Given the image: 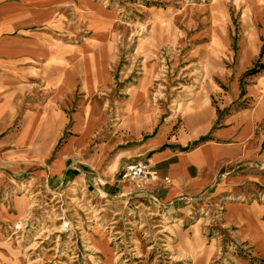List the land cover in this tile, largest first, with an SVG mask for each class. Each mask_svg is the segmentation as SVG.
<instances>
[{
  "label": "crops",
  "instance_id": "1",
  "mask_svg": "<svg viewBox=\"0 0 264 264\" xmlns=\"http://www.w3.org/2000/svg\"><path fill=\"white\" fill-rule=\"evenodd\" d=\"M69 1L0 0V264H13L5 231L25 218L33 226H57L61 220L72 219L75 229L66 235V242L72 244L68 252H77L74 240L84 241L82 230L89 226L88 220L74 219L80 206L60 203V197L73 196L75 188L93 186L106 195L117 192L119 206L114 213L117 219H126L119 214L127 210L121 199L132 187L116 183L115 176L128 154H119L112 168L103 171L105 143H97L96 154L87 152L100 136V113L94 114L92 105L85 115L74 111L70 126L65 112L78 89L86 91L85 98L95 93L94 86L87 85L82 53L77 52L75 58L74 50L88 48L93 38L104 37L101 31L95 32L98 27L94 25L101 22L98 13H86V24H92L87 36L50 26L57 5ZM86 1L79 6L83 10ZM249 2H256L258 25L250 27L240 40L236 71L226 67L218 73L219 83L208 82L210 96L221 99L220 112L208 105L203 109L196 101L188 117L191 123L194 118L195 126L189 129L187 125L177 135H172L174 122L157 130V113L150 102L143 113L133 107L128 114L130 131L143 130L140 136L147 137L136 154L156 172L144 184L155 201L143 203L142 209L161 213L168 220L167 227H174L176 234L171 236L180 246L179 254L193 251L202 259L199 248L212 238L216 243L236 244L238 250L227 251V260L235 264L264 260V69L249 74L257 64L258 68L264 65V4ZM230 32L212 29L210 42L196 48L197 56L220 68L219 56L233 61ZM74 35L81 36L76 45ZM149 83L146 76L130 104L149 100ZM194 142L197 145L192 147ZM25 148H41V153ZM50 156L49 165L42 163ZM12 192L19 195L9 200ZM106 217L108 223L116 216ZM167 220L149 222V227L166 228L163 223ZM100 232L92 225L90 235L95 241L101 240ZM165 237L170 235L162 239ZM103 243L95 242L107 259L111 252ZM52 246L58 251L54 243ZM217 252L205 257L217 256Z\"/></svg>",
  "mask_w": 264,
  "mask_h": 264
},
{
  "label": "rangeland",
  "instance_id": "2",
  "mask_svg": "<svg viewBox=\"0 0 264 264\" xmlns=\"http://www.w3.org/2000/svg\"><path fill=\"white\" fill-rule=\"evenodd\" d=\"M83 1L70 0L69 3H59L53 11L54 17L50 24L59 30L62 29L63 32L81 31V34L87 36L90 35L92 24H86V13H98L101 16L99 26H94L98 27L95 32L101 31L104 34L103 39L93 38L88 48L81 51L74 50L75 54H73L76 58L77 52L82 53L80 56L86 64L87 85L94 86L95 93L90 98H85L86 91L78 89L72 102H68L65 112L70 126L74 111H80L85 115L86 109L92 105L93 113L96 115L100 113L102 118L100 136L87 152L96 154L97 143H105L101 168L103 171L112 168L119 154L122 152L128 154L122 160V171L115 176L116 183L132 187V190L125 196L122 195L124 198L121 199V204L127 210L119 214L126 219H117L118 214L114 213L119 206L117 192L106 195L104 191L99 193L93 186H87L85 189L75 188L73 196L63 194L60 203L80 206V211L74 212L73 216L74 219L88 220L89 226L82 230L86 242L73 239L75 242L73 248L77 252H68L72 244L66 242L68 241L66 235H70L75 226L71 223L67 231L64 223L72 219L61 220L57 226H32L34 224H29L25 218L20 220L24 221L20 227L17 226L20 222L18 221L5 231L11 262L13 264H235L227 260V251L233 248L238 250L236 244L216 243L212 238L202 243L199 248L204 255L202 259L197 258L193 251L179 254L180 246L175 245V237L171 236L176 234L174 227H167L168 220L163 219L161 213L142 209L143 203L153 202L155 199L147 195L146 188L137 189L133 182L123 180L122 174L131 162L143 161L136 153L147 138L143 140L140 136V133L144 134L143 130L138 129L135 133L130 131L128 123L130 108L133 111V107H136L134 111L143 113L146 103L150 102L157 113L156 118L159 123L157 130L163 125L174 122L176 125L172 135H177L179 130L187 125L189 129L195 126L194 118L191 123L188 117L196 101L200 102L203 109L208 105L212 110L216 108L218 112L221 111V99L214 95L210 96L208 82L214 86L219 83L218 73L226 67L236 71L240 58V40L250 27L258 25L255 18V11L258 9L256 2L252 4L249 0H87L83 10L79 7ZM259 3L263 5L264 1L260 0ZM96 21H99L98 17ZM217 28L231 31L230 48L234 51L233 61L219 56L218 62L221 68L207 65L195 51L202 44L210 42V33L212 29ZM80 37L74 35L75 45L80 42ZM255 67H258V64ZM146 76L150 78L149 100L138 102L133 106L130 102ZM225 90L227 91V88ZM195 145L197 143H192V147ZM25 149L33 150L36 154L41 153V148ZM52 158L53 156H50L42 163L49 165ZM17 193L19 192H12L13 196L8 197L9 200L19 195ZM107 214L116 216L115 219L110 220L111 223L105 222ZM162 220H167L163 223L166 228L156 225L149 227L150 223L154 224ZM92 225L96 232H102L99 233L101 240H97L104 242V248H110L111 254L107 259L102 248L95 244L97 240L95 241L90 235ZM124 230L127 233H122ZM48 235L49 240L38 243ZM166 235H170V238L162 239ZM53 243L58 247V251L51 247ZM226 245L229 247L227 248ZM190 246L192 249L193 244L191 243ZM215 250L219 251L217 256L214 254L212 258L205 257ZM256 263L264 264V260L260 262L251 259V264Z\"/></svg>",
  "mask_w": 264,
  "mask_h": 264
},
{
  "label": "built area",
  "instance_id": "3",
  "mask_svg": "<svg viewBox=\"0 0 264 264\" xmlns=\"http://www.w3.org/2000/svg\"><path fill=\"white\" fill-rule=\"evenodd\" d=\"M155 175H156V172L153 170V168L149 164H147L143 161H139L136 163L129 164L126 167L125 171L123 172L122 178H123V180L133 182V184L136 186L137 189H143L144 184L147 181L153 179ZM166 179L171 181V179H169V178H166ZM22 223L23 222L20 221L17 226L20 227L21 226L20 224H22ZM64 224H65V227L67 228V231H69L70 221H68ZM84 242H86V241H84Z\"/></svg>",
  "mask_w": 264,
  "mask_h": 264
},
{
  "label": "trees",
  "instance_id": "4",
  "mask_svg": "<svg viewBox=\"0 0 264 264\" xmlns=\"http://www.w3.org/2000/svg\"><path fill=\"white\" fill-rule=\"evenodd\" d=\"M260 69H264V65H260V67H255L253 69L250 70L249 74H255L257 72H259Z\"/></svg>",
  "mask_w": 264,
  "mask_h": 264
}]
</instances>
